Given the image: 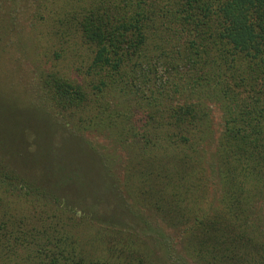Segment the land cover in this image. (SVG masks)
<instances>
[{"label":"trees","instance_id":"16d2710c","mask_svg":"<svg viewBox=\"0 0 264 264\" xmlns=\"http://www.w3.org/2000/svg\"><path fill=\"white\" fill-rule=\"evenodd\" d=\"M52 1L0 0V5L11 6L12 15L23 10L35 27L43 24L27 49L40 61L29 85L37 99L24 103L15 96L9 105L2 103L5 117L19 114L13 124L20 129L25 122L37 129L33 120L39 119L56 125L58 131V117L75 119L74 126L79 128L92 119L102 126L108 121L125 123L135 119L137 105L129 101L123 104L130 106L124 111L118 106L110 110L114 106L107 105L106 97L128 94L133 96L132 103L146 105L140 127L129 135L140 136L141 150H145L155 128L151 134L143 126L167 119L175 127L183 122L194 129L203 118L199 102L174 105V96L187 93L190 87L189 93L203 92L209 100H222L225 129L217 148L221 163L236 166L235 175L251 179L264 192V0H64L60 7ZM77 41L90 50L84 82L64 75L58 64L68 51L76 54L68 48ZM0 50L5 53V46ZM18 64L26 69L25 63ZM129 69H133L130 75ZM12 70L16 78L18 72ZM32 93L28 91L31 97ZM90 101L97 107L88 110ZM97 112H103L99 119ZM76 141L91 151L79 176L66 164L48 167L42 157L45 151L32 154L31 173L23 174L11 165L14 147L8 156L13 142L0 144L6 151L0 156V264H159L149 250L137 245L139 237L119 229L127 225L125 212L120 211L126 204L102 146L83 141L80 135ZM147 159L133 166L142 181L149 177ZM131 165L126 164L128 173ZM167 166L164 171L170 173ZM85 179L96 186L92 193L77 186V182L84 185ZM153 179L164 183L163 178ZM250 192L237 189L231 179L226 184V193H232L227 197L229 205L217 215L231 217L230 223L194 220L188 229L198 233L206 227L207 233L201 249L208 255L200 258L210 256L221 264H264V234L248 222L254 206L253 199L248 200ZM57 195L66 201L64 205ZM70 196L77 199L74 207ZM180 203L176 196L174 205ZM172 211L164 213L167 221L181 224L183 216ZM219 224L218 235L211 234L212 225ZM109 239L113 244L109 245Z\"/></svg>","mask_w":264,"mask_h":264},{"label":"rangeland","instance_id":"374dc122","mask_svg":"<svg viewBox=\"0 0 264 264\" xmlns=\"http://www.w3.org/2000/svg\"><path fill=\"white\" fill-rule=\"evenodd\" d=\"M52 2L56 7L64 4V0H53ZM22 5H26V3L24 2ZM9 8H11L10 5H0V15L5 13L3 17L0 16V36L7 31L0 43V47L4 45L6 51L2 53L0 50V107L4 102L9 105L11 100L16 97H20L24 103L37 99L34 95L36 94L34 87L29 88V85L31 84V72L39 60L32 57L27 49L33 42L36 29L39 30L43 24H38L35 27L33 21L29 20L23 10L12 15ZM63 10H65L64 7ZM29 32L32 33L29 34ZM83 44L81 41L71 44L68 49L75 50L76 54L68 51L58 60L62 73L71 79H79L80 82H84L83 79L88 78L85 75V68L91 58L88 46ZM42 47L44 48V46ZM17 62L25 63L26 69L22 65L20 67V64L16 65ZM12 69H16L18 72L16 78L11 73ZM132 70L129 69V75ZM29 90L33 91L31 94L33 97L28 95ZM186 91L187 93L191 92V88L187 87ZM187 93L175 95L174 105H185L184 103L191 101L199 102L203 106L202 109H199L203 118L197 120L194 129L193 126L186 127V123L183 122L175 127L172 125V120L167 119L157 120L154 125L150 123L146 128L143 126L142 130L146 133L149 131L151 134L155 128V134L149 135L152 140L145 150H141L144 140H140V136L129 137V135L132 134V130L140 127L138 123H141V119L145 118L146 105L140 107L139 103H132L133 96H128V94L125 97L120 94L107 95L106 97L107 105L114 106L110 110L118 106V108L122 107V111H124L130 106L123 104H128L129 101L132 106L137 105L136 112H132L135 115L134 120H127L125 123L115 122L114 125L111 124V121H108L107 125L106 122L103 123V126L98 125L99 121L92 119L85 125L83 124V128H79L74 126L75 119L67 121L58 117L59 131L56 125L54 127L52 123L48 124L45 120L40 121L39 119L33 120L37 129L26 122L24 128L20 129V125L13 124L19 119V114L8 118L0 108V144L13 142L8 156L14 147V152L17 155L10 156L13 159L11 165L23 174L31 173V168L28 165L33 158L32 154L34 153L36 156V154L45 151L42 157L48 167L57 169L61 164H66L70 171H74L79 176L80 172H83V162L86 166L87 161L89 162L91 151L78 145L76 139L80 135L83 141L96 142L105 151V162L108 167L110 165V169L120 184L119 194L122 195L126 204L120 210L125 212L124 220L127 221L126 228L123 225L119 228L122 233L125 231V234L139 237L137 245L144 246V249L149 250L159 264H221L212 260L210 256L205 259L200 258L208 255L206 250L201 249L206 246L204 244L207 234L206 227L199 229L198 233H194L188 228L194 226L195 219L199 222L201 219L203 222L217 219L223 225L230 223L231 217L224 216L220 219L217 215L218 212H224L229 205L227 197L232 193L230 195L226 193V184L232 179L237 189H251V197L248 200L253 199L254 206L252 218L248 222L264 234V192L260 191L259 187H255L251 179L235 175L236 166L221 163L217 148L225 129L222 100H209L204 97L203 92ZM90 103L92 107H87L88 110L97 107L96 102L90 101ZM101 113L103 112H97L98 119ZM132 113L128 114L131 116ZM82 117L88 119L84 115ZM7 118L10 120L8 121ZM62 125L65 126L63 131L60 130ZM18 130L21 131L19 138ZM172 135L179 136V143L176 142L178 140L172 138ZM83 141L82 144H84ZM75 143L76 147H74ZM3 151L6 153L0 146V156L4 155ZM24 151H26V156ZM143 158H148L146 160L148 164V173L146 174L149 176L147 181H142L138 177V172L133 169L134 164H141L140 161ZM92 164L97 165V162L92 161ZM126 164H132L130 173L126 169ZM47 166L45 165L46 168ZM98 166L100 167L99 163ZM166 166L170 173L164 171ZM152 172L156 175L153 176ZM231 175L232 177H230ZM153 177L163 178L164 183L156 182ZM242 178L245 181L239 180ZM150 179L154 182H148ZM77 186L82 187L81 189L85 188L90 191L89 193L96 190L94 183L87 179L84 180V185L77 182ZM165 187L168 188L165 190ZM253 187L255 188L252 189ZM64 193L62 192V194ZM57 196L64 205L66 201L59 195ZM176 196L178 202L181 201L177 206L174 205ZM74 197H69V202L73 207L77 204V199ZM161 199V203L157 204ZM89 204L91 203H85V205ZM168 209H173L170 212L172 214L178 212L183 216L182 220H184L181 224L173 225L167 221L164 213ZM244 210L247 212V206H244ZM128 212H133L134 215L131 216L132 213L128 215ZM212 226L214 228L209 232L218 235L216 231L221 227L220 224ZM109 240V245L113 244L112 239Z\"/></svg>","mask_w":264,"mask_h":264}]
</instances>
